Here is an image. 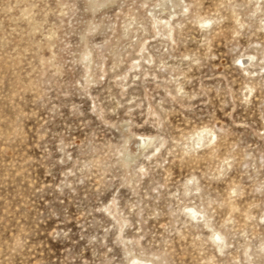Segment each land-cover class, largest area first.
Returning a JSON list of instances; mask_svg holds the SVG:
<instances>
[{"label": "rangeland", "instance_id": "1", "mask_svg": "<svg viewBox=\"0 0 264 264\" xmlns=\"http://www.w3.org/2000/svg\"><path fill=\"white\" fill-rule=\"evenodd\" d=\"M0 264H264V0H0Z\"/></svg>", "mask_w": 264, "mask_h": 264}]
</instances>
